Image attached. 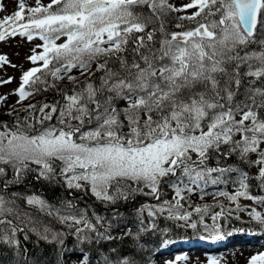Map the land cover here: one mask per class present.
<instances>
[{
    "label": "snow or ice",
    "instance_id": "snow-or-ice-1",
    "mask_svg": "<svg viewBox=\"0 0 264 264\" xmlns=\"http://www.w3.org/2000/svg\"><path fill=\"white\" fill-rule=\"evenodd\" d=\"M53 5L59 7L52 10ZM137 6H147L150 14L135 12ZM18 8L14 16L0 21V27L12 22L13 27L7 34L16 35L19 28L22 29L19 34H27L31 40V31L35 30L46 42L43 54L28 57L34 64L38 60L43 64L22 74L20 87L15 92L18 103L31 95L25 85L41 80L37 73L42 68H49L50 59L59 65L54 66V70L49 69V74L57 80L63 79L62 72L70 73L73 68H78L81 75L91 73L93 62H96V71L102 75L99 86L89 79L79 89H73V94H64L67 103L60 110L61 123H64L65 116L78 120L81 126L85 120L96 122L94 129L81 133L83 142L73 140L80 127L71 128L70 125L68 130L60 129L58 135L56 130L46 129L29 136L20 130L19 125L16 131L0 133V165L11 166L15 174L13 181H4L5 188L18 181L29 170V164L40 167L38 176L49 178V173L54 171L49 161L60 160L65 165L61 172L67 185L80 188V184L73 181L90 183L91 191L98 199H116L109 187L113 181L122 179L138 184L143 182L158 198L162 178L169 174L176 176L177 169H180L187 182L181 179L180 184L172 185L176 203L168 211L175 219L187 221L190 214L178 211L180 200L184 199L182 193L191 194L194 189L190 185L199 187L200 181L207 182L206 176L214 172L235 171L200 169L208 150L218 149L220 143L230 144L231 150L239 151L240 157L245 159L250 152H257L264 142V120L258 119L254 111V108H264V88L251 89L247 94L251 103L245 102L241 106L233 104L237 93L232 87L235 84L236 89L239 88V69L244 64L249 71L243 75L264 77V32L257 38L258 15H264V0H190L181 7L168 4V0H51L47 7H43L37 0L36 7L27 9V18L23 15L25 6L22 0ZM188 9L195 11L179 19L193 21L202 14L205 20L208 16L213 19L209 23L197 21L195 28L182 33H166L164 17L170 12ZM25 19V23H19ZM156 21L160 22L159 31L164 37L159 41V48L149 47L140 36L136 37L139 44L134 50L139 60L133 59L129 63L116 55L124 50L122 45L127 43V34L145 32L148 25ZM155 31L153 28L146 33L148 41L153 40ZM53 33L66 34L67 42L55 44L51 38ZM4 38L5 32H0V40ZM104 43L110 46L101 47ZM250 44L261 47L258 51L241 55V50ZM145 47H148L147 52L139 51ZM114 55L119 61L118 69L109 67L108 59L98 62ZM251 61L259 62L255 70H252ZM4 63L10 62L0 56V64ZM67 79L75 81L76 77L68 75ZM10 82V79L0 81ZM4 100L6 97H0V102ZM119 101L127 102V106L117 107ZM89 105L94 108L90 109ZM47 107L49 105H43L40 111ZM56 110L52 106V111ZM237 113H241L239 121L235 119ZM50 118V115L45 116V119ZM249 120L251 124L246 126L245 121ZM205 125L207 131H204ZM124 128L127 132L123 131ZM196 131L199 135L192 134ZM236 133L241 136L238 141L233 140ZM189 153H195L199 159L193 161ZM258 157L254 163L264 165V152H259ZM76 168L83 171L76 173ZM69 172H72L71 176H68ZM5 174V167H0V177ZM246 179V174H241L240 189H247ZM258 179L264 182V166L259 169ZM216 182L217 179H212V183ZM119 195L124 194L119 192ZM219 195L227 196L231 201L239 196L252 199L241 190L232 196L225 192ZM27 202L44 207V202L35 197L28 198ZM195 210L201 211L200 208ZM9 215L18 214L11 202L0 196V225L12 224L4 218ZM253 216L260 220L257 214L253 213ZM63 219L83 223L85 228L94 230L93 225L82 218L69 216ZM260 223L264 224V220ZM188 226L196 228L195 223ZM17 230L16 227L10 229L12 236L5 237L6 242L17 243L14 239ZM80 231L77 229V233ZM42 238L48 239L46 235ZM121 264H130V261L124 259ZM209 264H217V261L210 259ZM249 264H264V253L252 256Z\"/></svg>",
    "mask_w": 264,
    "mask_h": 264
},
{
    "label": "trees",
    "instance_id": "trees-1",
    "mask_svg": "<svg viewBox=\"0 0 264 264\" xmlns=\"http://www.w3.org/2000/svg\"><path fill=\"white\" fill-rule=\"evenodd\" d=\"M58 7L53 5V10ZM134 11L143 15L150 14L147 6H137ZM23 15L27 18L29 14ZM164 19L166 21L164 24L166 33H182L195 28L197 21L209 23L213 17L208 16L205 20L202 14L201 17H197V20L189 21L179 19L176 12H170ZM259 21L257 38L264 32V28H261V24L264 23V15H260ZM177 25H180V27ZM159 27L160 22L156 21L154 24H149L145 32L127 34V43L122 45L124 50L116 55L125 58L129 63L133 59L139 60L140 57L134 50L139 44L136 37L140 36L144 37V42L149 47L159 48V41L164 38L159 31ZM153 28L156 29L153 40L148 41L146 33L153 31ZM260 47L258 44H250L243 48L240 54L258 51ZM139 51L147 52L148 47L141 48ZM116 55L110 58H101L98 62L103 63L104 59H108V66L118 69L120 65ZM251 63L254 65L252 70L259 66L258 61H251ZM54 66L58 67L59 65L50 59L49 68H42V71L37 73L41 80L34 84L25 85L26 91H31V95L24 99L29 105L18 114L2 119L0 129L16 131L17 125H19L20 130L27 135L35 136L46 129L68 130L67 126L70 125L71 128L80 127V132L75 133L73 140L81 143L83 142L80 139L81 133L88 132L96 127L94 120L91 123L85 120V123L81 126L78 120L67 116L63 118L64 123L60 122V110L67 103L64 99L65 93L73 94V89H79L89 79L94 85L99 86L102 73L96 71V62L92 63L91 73L81 75L78 68H73L70 73H67V75L76 74L74 76L76 77L75 81L54 79L49 74V69L54 70ZM74 70H77V72L75 73ZM239 71L241 73V84L238 89H236L235 84L232 85L233 90L237 93L233 98V104L243 106L245 102L251 103L247 97L251 89L264 88V77L256 78L243 75L249 71L246 64L241 65ZM256 99L259 101L260 97L257 96ZM222 102L227 103V101ZM45 104L49 105L51 112L41 115L40 109ZM30 105L34 107H30ZM52 106L56 107L55 112L52 111ZM126 106L127 102L125 101L117 103L119 108ZM89 108H94V105H89ZM254 111H256L258 119L264 120V108H254ZM46 115H50L51 118L45 119ZM121 118L123 119V117ZM240 118L241 113H237L235 119L239 121ZM250 124L251 120L245 121L246 126ZM5 125L7 128H5ZM123 131L127 132V128H124ZM236 134L233 136L234 141H238ZM229 145L220 143L218 149L210 148L205 160L206 163L201 166L203 169L220 168L235 169V171L214 172L211 176H206L207 182L200 181V185L205 186H200L199 192H192L196 193V197L191 198L189 201L191 208L208 203L205 202V198L208 197L210 200L208 204H214V208L219 211L223 210L226 205H220L218 202L227 204L224 202L226 201L225 197L222 195L210 196L223 191L230 185L237 184L240 187L241 174H246L245 183L248 185L246 190H241L246 191L253 199L260 197V206L264 208V190L261 182L259 187L260 179H258V175L253 174V168L247 164L252 158V153L242 159L240 153L232 151ZM0 167H5L6 173L3 177H0V196H4L10 202L19 204L20 201L25 200V197L33 195L40 198L50 208L49 211H43L27 203L28 214H23L18 209L13 208L18 215L4 217L6 220L12 221V224L0 225V264H121L124 259L130 261V264H154L160 255L161 246L167 239L188 232V230L175 225L173 218L156 215L147 220L141 215V208L144 205L155 202V196L145 189L142 182L138 184L126 179L113 181L112 186L109 187V192L117 198L108 201L90 197L81 187L64 186L58 180L55 171L49 173V178L38 176L40 168L29 165V170L18 181L9 183L5 188L4 181H13L15 174L10 166L1 165ZM177 178H182V175L180 174ZM212 179H217V182L212 183ZM168 182L169 179L165 176L160 184H168ZM117 185L119 186V192H123L124 195H119ZM212 187L214 188L212 189ZM258 188H260V191H258ZM191 214L195 219V223L199 225V221L194 217V214ZM66 215L83 217L82 219L93 225L94 230H89L84 226L79 228L81 230L79 233H77V229H71V231L62 220V216ZM16 216L18 218L14 220L13 217L16 218ZM231 222L236 223V220L224 216L220 218L218 224L224 229L228 228ZM9 227L10 229L12 227L18 229L14 236L17 243L13 245L6 242L3 237L4 231L8 230ZM158 230H166V232L160 233ZM45 235L48 239L42 238Z\"/></svg>",
    "mask_w": 264,
    "mask_h": 264
},
{
    "label": "rangeland",
    "instance_id": "rangeland-1",
    "mask_svg": "<svg viewBox=\"0 0 264 264\" xmlns=\"http://www.w3.org/2000/svg\"><path fill=\"white\" fill-rule=\"evenodd\" d=\"M0 6H2V10H0V21H4L5 18L7 17H12L14 16V13L19 10L18 5L21 3V0H0ZM24 6H25V11L23 14H29L27 12L28 8H34L37 6V0H22ZM190 0H168V4H171L175 7H181L185 3H189ZM51 3V0H39V4L43 7H47ZM53 10V9H52ZM195 11V9H188L185 12H176L177 16H188L191 15L192 12ZM26 18V17H25ZM25 21H21L19 23H25ZM13 27L12 22H9L2 27H0V32H5V38L3 40H0V56H5L7 58V61L10 63H4L0 64V81H6V80H11L10 83H0V97H6V100L3 102H0V121L5 118H9L10 116L18 114L20 111L24 110L29 104L23 100L21 102L18 101V96L15 94L16 90L20 87L21 84V76L25 71H28L29 69L33 67H42L43 62L42 61H37L35 64L32 63L28 57L32 55H41L44 52V46H45V41L42 40L41 34L38 31L32 30V39L29 40L27 38V34L25 35H20L19 32L22 31V29L17 28V34L16 35H9L7 34L8 32L11 31ZM58 36V38H57ZM52 40L55 44H63L67 42V35L66 34H59V33H53L52 34ZM104 40L107 41V36H104ZM101 47L107 48L110 46L109 43H104L100 45ZM12 65H15L13 67ZM76 73L77 70H74ZM63 79H67V73H62ZM67 75V76H66ZM76 74H71V76H75ZM46 112H51V109L49 107L44 108V111L41 113L43 115ZM7 130H2L0 129V133H3ZM204 131H207V126L204 128ZM56 134H59V130H56ZM194 135H199V131L192 133ZM236 137L238 140L241 139V136L239 133L236 134ZM6 142V141H5ZM230 149H231V145ZM239 152V151H238ZM259 152H264V142H262L258 149L257 152H250L252 153V158L250 161L247 163L253 168V174L259 176V169L260 167L264 165H258L254 163L259 157L258 153ZM189 155L192 157V160L197 161V155L195 153H189ZM50 164H52L55 174L58 177V180L64 185L68 186L65 177L61 172V169L65 166L62 161L60 160H51L49 161ZM1 166V165H0ZM29 166H32L34 168H40L36 164H29ZM11 167V166H10ZM31 167V168H32ZM76 173H81L83 170L80 168H76L74 170ZM181 170L177 169V173H180ZM182 174V172H181ZM72 172L68 173V176H71ZM179 175V174H177ZM183 175V174H182ZM260 182L261 186L264 190V182L259 180V187H260ZM73 183H78L80 184V187L85 190V192L91 196L92 198L98 199L95 195H93L91 191V185L90 183H87L83 180L80 181H73ZM143 183V182H142ZM144 184V183H143ZM173 184H180V182L177 181V177L173 176L171 177L168 186L166 187L163 184H160L158 186V198L156 195L155 199L156 202L153 204L145 205L143 209L141 210V215L148 220L149 217L155 216L157 213H161L163 215H170L168 209L172 208L173 205H175L176 201L174 199L175 192L173 190L172 185ZM145 186V184H144ZM182 186V185H181ZM193 187L195 190V186L190 185ZM69 187V186H68ZM234 190H225L223 192L227 193L228 196L235 195L237 190H241L240 187H232ZM145 189L151 193L150 188L145 186ZM243 191V190H241ZM258 191H260V188H258ZM184 199L180 200V208L178 209L180 214L183 213H188L190 208L189 201L190 199H194L196 195L189 196V193L183 192L182 193ZM216 196L219 195V193L215 194ZM221 196V195H219ZM248 196V195H247ZM4 197V196H3ZM35 197L38 200H41L40 198L30 195L25 197L23 200L25 203L27 202L28 198ZM227 204H223V202H218L220 205H226L225 206V211L222 212V214L226 213H232L233 215H237L239 212V217L242 218L244 222H248L252 220L251 218L255 219L253 216V213L260 214V216L264 220V209H260L258 206H256V202L253 199H248L245 196H239L235 201H231L228 199L227 196H224ZM208 198V197H207ZM207 201L208 202V200ZM5 199V197H4ZM256 199L260 200V197H257ZM42 201V200H41ZM32 205V204H31ZM40 208L39 205H34ZM46 209V206L44 204V207ZM41 208V209H43ZM207 208V211H204V209ZM163 209V210H161ZM200 212H196V216L203 219V225L207 229L209 228H218V225L216 221L212 220L215 213L217 212L214 207L211 205L205 204L202 208H200ZM174 211H176L174 209ZM149 212L152 213V215H149ZM64 217H69V215L62 216V220L68 225V227L71 229H79L84 227V224H75L71 219H63ZM73 217V216H71ZM79 218V217H76ZM83 218V217H82ZM200 218V217H199ZM182 223H186L187 225L191 223V219L189 216V219L187 221L185 220H180ZM257 221V219H256ZM72 231V230H71ZM189 241V240H186ZM187 243V242H186ZM168 246V245H166ZM233 250V252H228L224 254L218 261L217 264H249V260L252 256L258 255L261 253H264V250H261L260 248H250L247 245H241L236 248V246H233L229 248L228 250ZM178 253H182L181 251ZM172 254L165 256L164 258H158L156 261V264H209V259L207 256L201 255L198 252H188V255H185L183 257L178 256L176 258H172Z\"/></svg>",
    "mask_w": 264,
    "mask_h": 264
},
{
    "label": "bare ground",
    "instance_id": "bare-ground-1",
    "mask_svg": "<svg viewBox=\"0 0 264 264\" xmlns=\"http://www.w3.org/2000/svg\"><path fill=\"white\" fill-rule=\"evenodd\" d=\"M230 67V66H229ZM199 158H197V160H198ZM205 163H206V161H205ZM7 167V166H6ZM9 167V166H8ZM200 169H203V167L202 166H200ZM158 186H160V184L158 185ZM77 191V190H76ZM13 192V191H12ZM65 194V193H64ZM6 201H8L7 199H5ZM10 202V201H9ZM45 204V203H44ZM53 204V203H52ZM31 205V204H30ZM11 206L13 207V208H16V209H18L21 213H23V214H28L27 212H29V209H28V205H27V203H25L23 200L22 201H20V203L19 204H15V202H11ZM32 206H34V205H32ZM45 206H46V209L45 208H43V209H41L42 207H37V208H39L40 210H43V211H45V210H50V208L45 204ZM54 206V205H53ZM70 207V206H69ZM146 207V206H145ZM17 216H16V218H14L13 217V219L14 220H17ZM20 218V217H19ZM38 219V218H37ZM26 222V221H25ZM31 230V229H30ZM37 231V230H36ZM5 233H9V234H5ZM12 236V233H11V231H10V227L8 228V230H5L4 231V233H3V237L5 238V237H11ZM101 244H103V243H101ZM13 245V244H12ZM55 248V247H54ZM156 248V247H155ZM58 249V248H57ZM114 253H116V252H114ZM142 253V252H141ZM100 254V253H99ZM121 255H123V254H121ZM120 257V256H119ZM51 258V257H50ZM99 258V257H98ZM52 259V258H51ZM104 259V258H103ZM49 260V259H48ZM45 261V260H44ZM113 261V260H112Z\"/></svg>",
    "mask_w": 264,
    "mask_h": 264
}]
</instances>
